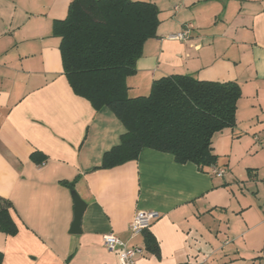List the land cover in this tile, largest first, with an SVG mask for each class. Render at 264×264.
<instances>
[{
	"label": "crops",
	"instance_id": "crops-1",
	"mask_svg": "<svg viewBox=\"0 0 264 264\" xmlns=\"http://www.w3.org/2000/svg\"><path fill=\"white\" fill-rule=\"evenodd\" d=\"M71 1L0 0V202L17 228L0 229V264H122L105 233L144 248L133 264H264V0H141L161 23L130 97L176 73L241 86L237 123L214 135L218 161L205 168L148 147L102 167L127 129L64 72L53 27ZM188 23L187 39L172 37ZM73 191L87 203L79 234ZM139 211L159 214L147 228L156 252L130 228Z\"/></svg>",
	"mask_w": 264,
	"mask_h": 264
},
{
	"label": "trees",
	"instance_id": "trees-1",
	"mask_svg": "<svg viewBox=\"0 0 264 264\" xmlns=\"http://www.w3.org/2000/svg\"><path fill=\"white\" fill-rule=\"evenodd\" d=\"M160 23V8L141 0H72L67 16L54 21L73 90L96 109L109 107L127 129L121 143L105 153L102 167L137 159L146 147L171 153L179 163L213 166L214 135L237 123L242 89L235 81L176 73L155 79L148 95L129 96L127 79L137 72L144 44L157 36ZM3 204L0 229L14 233ZM143 233L147 248L156 252L154 234L147 228Z\"/></svg>",
	"mask_w": 264,
	"mask_h": 264
},
{
	"label": "built area",
	"instance_id": "built-area-1",
	"mask_svg": "<svg viewBox=\"0 0 264 264\" xmlns=\"http://www.w3.org/2000/svg\"><path fill=\"white\" fill-rule=\"evenodd\" d=\"M194 28L193 23H188L185 28L172 35L174 38L185 40L189 37V33ZM214 172L222 176L225 174L226 169L214 167ZM159 214L156 211H139L135 215L134 219L130 223V228L134 234L142 232L143 229L148 228L154 218H157ZM103 241L105 247L111 252H118L119 258L122 264H133L137 257L144 252V248L141 246H129L124 240L114 233L103 234ZM191 264V263H187Z\"/></svg>",
	"mask_w": 264,
	"mask_h": 264
},
{
	"label": "water",
	"instance_id": "water-1",
	"mask_svg": "<svg viewBox=\"0 0 264 264\" xmlns=\"http://www.w3.org/2000/svg\"><path fill=\"white\" fill-rule=\"evenodd\" d=\"M72 195L75 202V213L70 232L73 234H79L82 232V219L87 207V203L83 200V198L77 191H73Z\"/></svg>",
	"mask_w": 264,
	"mask_h": 264
}]
</instances>
